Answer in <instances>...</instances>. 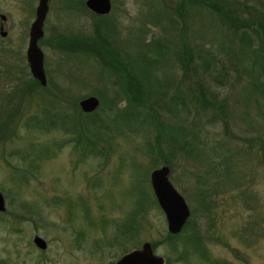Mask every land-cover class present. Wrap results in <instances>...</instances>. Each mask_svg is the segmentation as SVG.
Returning a JSON list of instances; mask_svg holds the SVG:
<instances>
[{"label": "rangeland", "instance_id": "374dc122", "mask_svg": "<svg viewBox=\"0 0 264 264\" xmlns=\"http://www.w3.org/2000/svg\"><path fill=\"white\" fill-rule=\"evenodd\" d=\"M74 1L47 0L44 34L37 42L44 54L47 87L59 94L58 100L55 104L42 100L39 89L33 94L37 95L36 104L33 99L27 105L23 98L16 138L0 141V194L5 200L0 217V264H115L140 250L143 243L150 244L162 264H264V162L258 157L259 148L264 146V57L253 63L252 57L248 60L244 56L239 63L232 52L247 53L236 50L239 40L196 6L186 5L190 6L186 20L172 14L175 19L170 25L166 5L178 0H111L110 11L102 18L71 7ZM236 1L264 10V0ZM37 4V0H0V17L4 15L0 31L5 32V36L0 35V106L20 79L30 77L25 50ZM95 20L107 32L100 30L115 40L116 47L128 51L130 59L136 58L144 45L164 43L162 53H146L142 68L128 69L144 92L145 84L154 89L163 84L165 91L148 92L156 120L161 123L158 129L149 124L146 113L150 111L145 107L131 109L137 114L131 121L114 120L115 111L128 103L116 84L112 85L116 75L101 68L92 55L84 57L51 46H55L57 35L92 32ZM112 26L116 32L111 33ZM183 40L205 50L216 71L220 72L221 64L228 68L231 81L236 77L231 68L243 70L233 87L225 82L215 91L225 108L211 124L206 123L208 114L196 111L197 106L190 101L191 74L173 66L177 59L173 50H178ZM194 88V93L201 92L196 85ZM92 92H100L104 98L98 99ZM89 96L99 105L91 112L94 115L86 118L103 123L98 131L106 133L105 142L97 141L96 147L103 149L104 157L74 149L69 140L75 130L66 120L61 123L59 118L39 131L24 125V117L42 112L46 120L55 110L58 117L62 113L79 116L66 102L79 104ZM90 128L95 137L97 130ZM153 140L163 151L160 156H151L147 150ZM55 142L61 143L59 148ZM42 147L47 149L39 153ZM166 157L172 161L167 166L168 180L190 211L187 226L170 239H166L167 223L149 182L150 171L163 167ZM11 166L19 171L30 166L26 182L18 185L10 179L14 174ZM140 191L146 194L147 203L145 212L136 216L141 226L135 238L124 241L119 227L134 217ZM27 206L31 211L24 213ZM193 233L204 244L197 248L184 245V238ZM34 235L45 239V251L33 246ZM107 240L111 243H105ZM123 251L127 253L122 255Z\"/></svg>", "mask_w": 264, "mask_h": 264}, {"label": "trees", "instance_id": "16d2710c", "mask_svg": "<svg viewBox=\"0 0 264 264\" xmlns=\"http://www.w3.org/2000/svg\"><path fill=\"white\" fill-rule=\"evenodd\" d=\"M187 4H190V6H196V8H199L201 11H204L205 14L212 15L214 20H216L217 22L219 21V23L223 26L222 28L227 32L228 35H230V37H232L233 39L237 38L239 40V46L237 47V49L236 46L234 48L236 50L244 49L247 52L241 54H234V52H232V54L235 56V59L239 63H241L240 59L244 56L248 60H250V58L252 57L251 59L253 63H256L264 57V10H257L256 5H253V3H246L245 1H242L240 3L236 0H178V2L171 3V5H166V7L169 8L167 13L165 12L166 19L168 18V20L171 22V20L175 19V17L172 16V14H174L176 16H182L183 20H186L189 17V13L186 12V10L188 7H190L186 6ZM72 6L73 8H81L82 11L90 12L89 14L92 15V17L94 18L103 17L102 15L98 14L94 15L93 12L89 11L84 6V1L82 0H75L74 3L71 4V7ZM99 24V21L95 20V22L92 23V32L86 33L85 35L69 34L65 37H60L57 35L54 40L56 43L55 46H51L53 47V49L56 48L57 50L63 52H78L82 55L84 54V57L92 55L91 57H94V60L98 62V65L101 68L108 70L110 74L113 73L114 75H116L117 80H115L116 82H113L112 85L116 84V87L119 88L122 93L120 96L124 95L128 103L125 104L124 107L120 110L115 111V114L112 117L114 120L116 119L131 121L135 118L131 116H137V114L131 111V109H136V107H145L150 111V113H146V117H148V121L150 122L149 124L152 123L154 128L158 129L161 123L156 120V110L152 106V102L154 101L150 102L151 93L148 92L150 90H157L158 92V89L161 90V92L165 91V89L163 88V84H157V89H154L155 87H153L152 84L148 86L145 84L146 92H144L141 88L137 87L136 83H138V80H136V78L131 75L130 70L134 67H136V69H139L140 67L142 68L143 63L146 60L145 57L148 58L146 55L148 51L155 52L156 54H158V52L162 53V50H164V43H156L155 41V45H152L153 47L148 48L144 45L142 47V50L139 51L138 56H136V58L134 57L133 59H130L127 53L128 51L125 52V50H123L122 48L116 47L115 40L108 38L106 33L100 30L102 28L99 27ZM170 25H172V22ZM102 30L107 32V30L105 29ZM110 31L111 33L116 32L113 29V26ZM178 37L184 39L180 34H178ZM169 39L167 40V43L169 42ZM181 47H178V50H173L174 56H176L177 58L176 60H174L175 63H173V66L185 68L184 73L188 75L191 74L190 78L188 76L191 82V94L189 97L190 101L194 102L195 106H197L198 110L196 111L201 112V114L203 115L208 114L209 120H207L208 122L206 121V123L211 124L217 119L216 114H222L223 109L225 108L222 102H220V99L216 97L217 94L215 93V91L220 87L222 88L225 82L229 83V85L233 87L235 85V82H237L241 76L239 75V73L243 72V70L240 71L238 68H236L237 66L234 65L235 62H231L230 64L235 66L231 68V70H234V72L236 73V77L234 78V80L231 81V76L229 75L228 68L226 69L225 66H223L222 64L220 65V61L219 65L222 67L220 69V72L216 71L215 67L211 66L212 62L208 60L209 58L208 56H206L207 53H205V50H203L201 47L198 48L196 45H193V43L192 45L187 44L184 40L182 42ZM237 54L239 55L238 58H236ZM213 58L212 60L214 61ZM151 61L148 62V65H151ZM126 69L130 70L127 71ZM262 69H264V65H262L261 70ZM29 75L30 77L26 78V80L20 79L19 82L16 84L15 89L12 88L13 90H11L10 93H7L4 96L5 98L2 99L3 104L0 106V141H8L13 139L14 137L16 138L15 124H17V120L21 118L20 114H22V111H24V106L22 103L23 98L27 99L28 105L37 96L34 95L36 94L38 89L40 90V92H43L41 99L45 100L46 102H49V104H55V101L59 98V94L57 92L52 89H48V83L45 84L46 86L40 85L37 80H34L33 76L30 73ZM125 75L126 77H124ZM144 75L146 76L147 74ZM166 76L167 74H165V77ZM252 84L253 83H251V85ZM195 85L198 88L197 90L201 89V92H198V94L193 92V90L195 89ZM58 92H61V90L59 89ZM92 93L98 99L101 96L100 92L98 93V95H96V93L94 92ZM101 97L104 98L103 96ZM175 99H177L179 102L181 101V99H178L177 95ZM33 101L35 102V99ZM66 104H70V106L73 105L72 110H74V112L76 111L80 115L77 116L74 112H72L74 113H71L73 116H69L65 113H62L63 116L58 117V113H56L55 110L54 113L51 114L52 117H49L46 120L47 116L45 115V113L42 112L38 114V116L32 115L33 117L27 119H25L24 117L25 127H27V129H36L39 131V129L49 128V126L54 125L55 120L59 118L61 120V123H64V120H66L71 123V126L69 127L74 128L75 130V136L70 137L69 140V142H73V145L75 146L74 149L78 151L86 150L89 153L99 154L101 156L103 155L104 157V154L101 152V150L103 149H99L96 147L98 146L96 144L97 141L99 143H101V141L105 142L106 133L101 132L103 133L102 136V134L98 131V128H100L103 123L97 118L90 120L87 119L90 115H94V113L91 112H94L93 110L95 108L92 111H89V113H86L79 108V104L76 101H67ZM214 109H216V111ZM208 111H210V113H208ZM91 126L97 130L95 133V137H92L93 134H91L90 130ZM78 130L80 131V133H78ZM54 144H56V146H58L59 148L61 143L57 144L55 142ZM45 149H47V147L40 148L39 153ZM147 150L153 153L151 154V156H153L154 154H157L159 156L163 154V151L160 149L156 140H153L152 144L149 142ZM11 154L19 155L20 152L12 151ZM169 154L171 156V153ZM258 155V157L260 158V162L263 163V145L259 148ZM21 157H24V155ZM164 161L165 162L163 166H171L172 161L169 157H166ZM11 168L13 169L12 171L14 174L13 176L11 175L12 177L10 176V179H12L18 185L23 184L29 178L27 168L23 167L20 171L15 166H11ZM34 168L36 169L37 167L34 166ZM14 169H17L19 174ZM139 193L140 194L138 196L140 198L136 201V203L138 202L139 205L137 206V209L134 212V217L128 219L131 220L129 223L126 222L122 224L121 227H119L118 234L124 237V241H129V239L133 237L135 238L138 235V227L141 226V224H139L138 219H136V216L138 215V212H145V206L147 205V203H145L146 194H144L142 191H140ZM198 198L199 200H202L203 196L201 197L200 195H198ZM29 210L31 211V209H29V206H27L25 207V211L23 212L25 213ZM2 213L0 212V217H2ZM188 223L189 222H187V224ZM187 224H184V226L186 227ZM173 236V234L168 233L166 239H170V237ZM117 237L118 236H116V238ZM116 238H111V242L113 244H115L114 240ZM201 240L202 239L200 238V236H197L195 233L188 234V236L184 238V245L188 244L187 246L189 247L197 248L199 247L200 243L204 244V242H202ZM111 242L107 240L105 243ZM132 250H134V248L127 250V252H130ZM201 250H203L202 246ZM127 252L123 251L122 255H125ZM201 252L202 255L205 254V252Z\"/></svg>", "mask_w": 264, "mask_h": 264}, {"label": "water", "instance_id": "95a60500", "mask_svg": "<svg viewBox=\"0 0 264 264\" xmlns=\"http://www.w3.org/2000/svg\"><path fill=\"white\" fill-rule=\"evenodd\" d=\"M111 0H86L84 6L93 12V14L105 15L110 11ZM37 5L34 10V19L30 23L28 29V46L25 50V59L27 62L29 73L33 76L34 80L38 81L40 85L46 84V74H44V64L41 49L37 44L39 38L43 36L42 26H44V18L47 15V0H37ZM4 19V15L0 17V21ZM3 26L0 27L2 30ZM0 35L5 36V32L0 31ZM46 86V85H45ZM97 105L98 101L95 97L89 96L79 101V107L82 111L89 113ZM149 182L154 199L158 203L159 208L164 213V218L167 223L166 229L168 233L175 234L179 233L184 224H187L189 216V209L187 202L184 201L183 197L179 194V191L173 188L172 182L168 180L169 168L167 166L154 168L150 171ZM4 198L0 194V212L2 213L5 209ZM33 245L38 249L45 250L46 243L45 239H41L40 236L34 235ZM115 264H162V259L156 257L150 249L149 243H143L140 250L137 252H130L126 256L119 258Z\"/></svg>", "mask_w": 264, "mask_h": 264}, {"label": "flooded vegetation", "instance_id": "af4514ba", "mask_svg": "<svg viewBox=\"0 0 264 264\" xmlns=\"http://www.w3.org/2000/svg\"><path fill=\"white\" fill-rule=\"evenodd\" d=\"M33 244V243H32ZM33 246H35V245H33ZM36 247V246H35ZM37 248V247H36ZM40 250H42V249H40ZM42 251H45V250H42Z\"/></svg>", "mask_w": 264, "mask_h": 264}]
</instances>
